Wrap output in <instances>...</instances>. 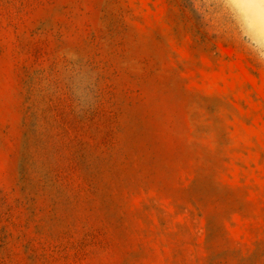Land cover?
I'll return each mask as SVG.
<instances>
[{"label": "rangeland", "instance_id": "obj_1", "mask_svg": "<svg viewBox=\"0 0 264 264\" xmlns=\"http://www.w3.org/2000/svg\"><path fill=\"white\" fill-rule=\"evenodd\" d=\"M0 264H264V2L0 0Z\"/></svg>", "mask_w": 264, "mask_h": 264}, {"label": "snow or ice", "instance_id": "obj_2", "mask_svg": "<svg viewBox=\"0 0 264 264\" xmlns=\"http://www.w3.org/2000/svg\"><path fill=\"white\" fill-rule=\"evenodd\" d=\"M261 2H264V0H261Z\"/></svg>", "mask_w": 264, "mask_h": 264}]
</instances>
